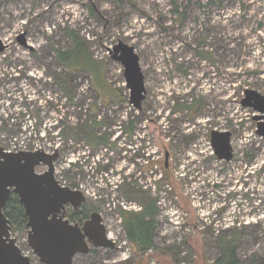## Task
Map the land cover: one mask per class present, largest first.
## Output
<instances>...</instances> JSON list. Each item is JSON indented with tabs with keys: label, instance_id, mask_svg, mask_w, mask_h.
I'll return each mask as SVG.
<instances>
[{
	"label": "rangeland",
	"instance_id": "1",
	"mask_svg": "<svg viewBox=\"0 0 264 264\" xmlns=\"http://www.w3.org/2000/svg\"><path fill=\"white\" fill-rule=\"evenodd\" d=\"M70 32L95 67L76 55V69L57 62L54 50L72 48ZM0 41V147L57 149L55 178L84 193L115 241L114 249L77 254L73 264H215L218 234L233 230L243 235V264H264V139L255 133L257 113L240 104L245 90L264 96V0H0ZM119 41L139 57L140 110L129 104L123 68L110 58ZM108 110H121L109 116L110 128L97 123ZM131 119L133 136L124 131ZM89 120L96 134H110L109 145L85 140L77 128ZM212 130L232 134L231 162L213 155ZM126 184L159 207L155 249L142 254L119 222L118 206L140 207ZM11 235L40 264L26 230Z\"/></svg>",
	"mask_w": 264,
	"mask_h": 264
},
{
	"label": "water",
	"instance_id": "2",
	"mask_svg": "<svg viewBox=\"0 0 264 264\" xmlns=\"http://www.w3.org/2000/svg\"><path fill=\"white\" fill-rule=\"evenodd\" d=\"M19 40L24 45L23 36ZM4 48L0 41V52ZM109 52L110 58L123 68L129 104L140 110L146 90L138 55L133 47L121 41ZM240 104L257 113L252 117L256 122L255 133L264 139V96L254 90H245ZM231 137L228 131L210 132L211 149L217 160H232ZM57 157V149L52 154L41 150L12 153L0 147V264H32L16 245V239L11 237L10 222L2 211L11 193L17 196L24 209L27 245L40 264H73L74 257L87 254L90 247L115 248V243L107 237L99 213H92L81 227L71 225L63 220V214L59 215L65 205L76 209L86 198L81 191L63 187L55 180L54 162ZM167 161L166 152L165 168ZM39 165L46 166L47 170L37 174L35 168Z\"/></svg>",
	"mask_w": 264,
	"mask_h": 264
},
{
	"label": "trees",
	"instance_id": "3",
	"mask_svg": "<svg viewBox=\"0 0 264 264\" xmlns=\"http://www.w3.org/2000/svg\"><path fill=\"white\" fill-rule=\"evenodd\" d=\"M70 39L72 40V48L70 49H56L54 50V57L57 62L65 69H76L73 64L72 57L76 55L78 59H86L91 62L90 58L86 53V47L84 41L75 36L74 33H69ZM95 67L93 62L92 64ZM81 69V68H79ZM55 81L60 86L62 85L63 80L59 77L58 74L53 75ZM69 94L68 91H66ZM113 98H108L106 102H111ZM114 101V100H113ZM178 109H182V106ZM186 107L185 109H189ZM98 125H101L100 122H97ZM96 122L85 123L83 126H79L77 129L85 133L87 136H84L85 140L93 145L99 144L101 142L104 145H109L106 135L100 136L95 133V127L97 126ZM68 128V127H65ZM1 131V130H0ZM64 132V130H63ZM61 132V133H63ZM8 134H12V130H9ZM251 163V161H249ZM129 187L128 190L131 192V196L136 197L139 200L140 211L131 212L125 211L121 208H118V213L120 216V225L124 231L126 241L132 246L134 252L136 253H145L155 249L154 239H155V230H156V218L159 212L157 206L156 198H151L146 191L140 189H135L130 187L129 184L124 185V187ZM126 191V187L124 188ZM3 213L5 217L10 221L12 231L15 230H25L26 218L23 213V209L20 206L17 198L12 196L8 199ZM242 232L237 230L220 232L217 236L218 246L220 250V255L218 256L215 264H243V262L237 257V251L242 239Z\"/></svg>",
	"mask_w": 264,
	"mask_h": 264
},
{
	"label": "flooded vegetation",
	"instance_id": "4",
	"mask_svg": "<svg viewBox=\"0 0 264 264\" xmlns=\"http://www.w3.org/2000/svg\"><path fill=\"white\" fill-rule=\"evenodd\" d=\"M113 101V100H112ZM111 101V102H112ZM104 113V112H103ZM103 113H101V112H99L98 113V117H100V115H103ZM120 113H121V110H116V111H113L112 112V114H109V110L107 111V114L106 115H103L104 117H106L105 118V120H104V122H100L101 123V125L102 126H105L106 128H110V127H112V124H111V120H110V118H109V116H111V117H116V116H119L120 115ZM95 115H97V112H95L94 113ZM132 119H133V117H131ZM131 119V121H127L126 123H125V128H124V131H125V135H128V134H132V136H133V134L135 133V126L137 125L136 124V120H132ZM120 128H121V126H120ZM110 130V129H109ZM107 137H109V135L110 134H105ZM56 150V149H55ZM4 151H6V150H4ZM36 151H39V150H36ZM36 151H16V152H12V153H17V152H36ZM41 151H43V150H41ZM6 152H11V151H6ZM44 152V151H43ZM46 153V152H45ZM53 153V152H52ZM52 153H46V154H52ZM234 157V156H233ZM58 158H59V151H58V157H57V159H56V161L58 160ZM233 159V158H232ZM55 161V162H56ZM232 161V160H231ZM230 161V162H231ZM55 162H54V165H55ZM225 162V161H224ZM38 167H45V170L44 171H42V172H40V173H38V172H36V168H38ZM35 168V172L37 173V174H41V173H43V172H45L46 170H47V167L46 166H44V165H39V166H37ZM223 173V172H222ZM75 175L73 174V177H74ZM54 178H55V166H54ZM55 180L58 182V180L55 178ZM59 184H60V182H58ZM61 186H63V187H66V186H64V185H62V184H60ZM67 188H69V189H71V190H76L75 188L73 189V188H70V187H67ZM224 187H223V184H217V191L218 190H222ZM79 191V190H78ZM227 193L229 194V197H231V194H230V191H228L227 190ZM83 195H84V193H83ZM12 196H15L16 198H17V196L15 195V194H13V193H11L10 194V196L8 197V199L10 198V197H12ZM84 197H85V195H84ZM86 198V197H85ZM8 199H7V201H8ZM17 200H18V198H17ZM7 201H6V203H7ZM18 202H19V200H18ZM6 203H5V205H6ZM20 204V203H19ZM5 205H4V207H5ZM20 206L22 207V205L20 204ZM4 207H3V209H4ZM22 209H23V207H22ZM227 210H228V208L225 206V207H223V209L222 210H220V213H219V215H218V221L216 222L217 224H221L222 223V221L221 220H219L220 218V216H221V214L223 215V214H225L226 212H227ZM3 211V210H2ZM23 213H24V209H23ZM4 214V213H3ZM61 214H63V220H67L71 225H77V226H79V227H81V226H83L84 225V223L85 222H87L88 220H89V218H90V215L92 214V212H91V210L89 209V207L87 206V201L85 200V202L83 203V204H81L79 207H77L76 209H74L71 205H69V204H67V205H65V207H64V209L63 210H61V212H60V214L59 215H61ZM100 215V214H99ZM5 216V215H4ZM25 216V215H24ZM101 216V215H100ZM25 218H26V216H25ZM101 219H102V217H101ZM10 222V221H9ZM26 223H27V218H26ZM102 224H103V219H102ZM104 225V224H103ZM104 227H105V225H104ZM25 230H26V244H27V231H28V229H27V227H26V224H25ZM105 230H106V227H105ZM16 231V230H15ZM12 232H14V231H12V228H11V224H10V234L12 233ZM11 237H12V235H11ZM16 245H17V241H16ZM18 246V245H17ZM29 247V246H28ZM19 248V247H18ZM91 248V247H90ZM20 249V248H19ZM29 249H30V247H29ZM31 250V249H30ZM90 251V250H89ZM22 252V251H21ZM31 253H32V250H31ZM89 253V252H88ZM23 254V253H22ZM24 255V254H23ZM32 255L33 256H35L33 253H32ZM26 256V255H25ZM28 257V256H27ZM36 257V256H35ZM37 258V257H36ZM30 259V258H29ZM38 260V259H37ZM31 261V260H30ZM32 263V262H31Z\"/></svg>",
	"mask_w": 264,
	"mask_h": 264
},
{
	"label": "built area",
	"instance_id": "5",
	"mask_svg": "<svg viewBox=\"0 0 264 264\" xmlns=\"http://www.w3.org/2000/svg\"><path fill=\"white\" fill-rule=\"evenodd\" d=\"M118 208H121V206H118ZM159 208V207H158ZM122 209V208H121ZM140 209H141V207H138L137 208V211L136 212H138V211H140ZM118 217H119V222H120V216L118 215ZM108 237V236H107ZM109 238V237H108ZM110 240H112L111 238H109ZM113 241V240H112ZM114 243H115V241H113Z\"/></svg>",
	"mask_w": 264,
	"mask_h": 264
}]
</instances>
